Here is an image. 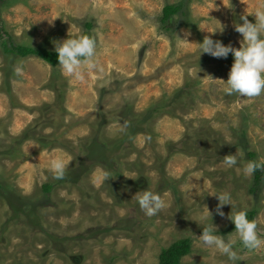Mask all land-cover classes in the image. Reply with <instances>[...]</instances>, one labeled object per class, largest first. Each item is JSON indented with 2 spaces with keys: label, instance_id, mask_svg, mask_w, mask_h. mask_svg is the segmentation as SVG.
Returning a JSON list of instances; mask_svg holds the SVG:
<instances>
[{
  "label": "rangeland",
  "instance_id": "obj_1",
  "mask_svg": "<svg viewBox=\"0 0 264 264\" xmlns=\"http://www.w3.org/2000/svg\"><path fill=\"white\" fill-rule=\"evenodd\" d=\"M166 6L179 11L162 24ZM261 6L0 0L7 43L55 52L54 43L89 35L97 65L69 77L59 65L6 53L1 37L0 264H158L180 240L191 242L181 264H233L199 243L206 208L215 235L233 243L235 264H264V246L246 249L231 207L216 214L212 195L228 192L235 210L255 212L264 240V170L258 185L243 172L264 160V92L226 95L233 56H199L197 45L208 36L238 49L235 25L241 16L254 23ZM227 155L237 156L236 166L224 164ZM56 159L70 161L63 180L53 179ZM144 190L165 202L156 216L137 203Z\"/></svg>",
  "mask_w": 264,
  "mask_h": 264
},
{
  "label": "clouds",
  "instance_id": "obj_2",
  "mask_svg": "<svg viewBox=\"0 0 264 264\" xmlns=\"http://www.w3.org/2000/svg\"><path fill=\"white\" fill-rule=\"evenodd\" d=\"M251 15L255 18L254 23L249 22L246 16H241L242 23L235 25V31L243 37V43L238 49L231 45L226 46L220 41H214L208 36L202 42L197 43L199 56L208 54L218 59H226L229 54L233 56L228 78L224 81L223 91L226 95L238 94L241 97H255L264 92V6L257 8ZM219 30H222V26ZM184 35L185 39L180 40L186 42L190 33L186 32ZM54 50L57 54L58 65L69 77L74 76L80 79L83 69L95 70L97 67L94 59L96 43L89 36L58 41L54 43ZM125 128H127L126 124L120 130L123 131ZM223 162L231 168L237 165L238 159L236 155H227ZM68 163L70 161L65 162L62 159L51 162L50 169L53 173V179H64ZM257 170H264V160L259 162L248 161L243 167L246 176H252ZM212 195L218 200V206L215 209L216 214L223 217L224 213L221 211V207L224 205L231 207V214L228 219L234 224L235 232L246 249L256 250L264 246V240L257 235V223L248 219L246 211L235 210L230 193L223 192ZM136 198L140 209L148 217L156 216L165 207V202L160 195L152 191L137 192ZM212 215L213 213L206 208V212L200 216L201 225L207 224V227H204L202 234L197 237L199 243L205 247L216 249L235 264L238 257L233 250V243L226 242L221 236L215 235L217 227L212 223ZM209 220L210 223H207Z\"/></svg>",
  "mask_w": 264,
  "mask_h": 264
},
{
  "label": "trees",
  "instance_id": "obj_3",
  "mask_svg": "<svg viewBox=\"0 0 264 264\" xmlns=\"http://www.w3.org/2000/svg\"><path fill=\"white\" fill-rule=\"evenodd\" d=\"M179 11L178 7L173 6H166L162 11V24L166 23V20H168L171 16L176 14ZM1 17V14H0ZM1 22V20H0ZM169 27V26H168ZM86 28H91L90 24L88 23L86 25ZM7 36H4V38L0 33V40L1 37L4 38L3 41H1L4 50L6 53L16 55L20 58H27L29 56H35L44 61L45 63L56 66L58 65L57 62V54L56 52H49L47 50H44L42 48H31V47H24V46H18V45H12L7 43ZM85 36V35H84ZM89 36V35H86ZM91 37V36H89ZM93 38V37H91ZM94 39V38H93ZM250 158L253 157V154H249ZM261 170H257L253 174V182L255 185H258L261 182ZM50 187H45V190L49 191ZM252 192H256V190H251ZM256 215L255 212H251L247 215L249 220H252L254 216ZM191 252V242L190 240H180L175 243H173L168 249H165L161 252L159 256V263L158 264H181V259L185 256H187Z\"/></svg>",
  "mask_w": 264,
  "mask_h": 264
}]
</instances>
